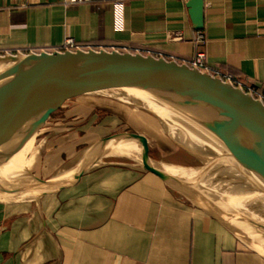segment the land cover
<instances>
[{"label": "crops", "instance_id": "obj_1", "mask_svg": "<svg viewBox=\"0 0 264 264\" xmlns=\"http://www.w3.org/2000/svg\"><path fill=\"white\" fill-rule=\"evenodd\" d=\"M203 1L204 29L196 31L188 0H0V53L49 49L68 38L89 50L180 65L202 51L212 74L264 99V0ZM178 32L183 40L170 42ZM198 32L204 46L195 43ZM83 102L47 105L10 145L0 177L11 189L32 191L85 147L130 133L69 129L79 117L68 111L84 112ZM113 160L86 163L38 200L0 201V264H264L157 176Z\"/></svg>", "mask_w": 264, "mask_h": 264}, {"label": "water", "instance_id": "obj_2", "mask_svg": "<svg viewBox=\"0 0 264 264\" xmlns=\"http://www.w3.org/2000/svg\"><path fill=\"white\" fill-rule=\"evenodd\" d=\"M187 8L194 29L202 31L204 1L188 0ZM98 85L144 94L152 102L147 103L151 109L204 148L218 183V199L153 160L139 148L146 141L141 135L118 133L82 149L32 191L13 190L0 177V201L20 204L38 200L70 173L122 147L137 166L157 176L264 257V211L259 204V198L264 199V103L186 65L104 50L0 55V161L44 107L81 97L73 90Z\"/></svg>", "mask_w": 264, "mask_h": 264}, {"label": "rangeland", "instance_id": "obj_3", "mask_svg": "<svg viewBox=\"0 0 264 264\" xmlns=\"http://www.w3.org/2000/svg\"><path fill=\"white\" fill-rule=\"evenodd\" d=\"M85 102L83 104L87 105L81 111L80 108L72 111H68V113H72L73 115H77L79 120L70 121L66 123V125H72L69 129L90 131L93 134H97V132L102 135L105 133H109L111 130L113 131H128L133 133L137 137L141 135L144 137L146 141H143L139 144V148L145 152L155 161H158L162 164L173 165L177 171L183 172L184 169H187L189 172H197V174H201L202 176L207 177L208 181H213L211 178H214V173L210 170L202 161L195 159L190 153L177 148V145L168 140L167 138H163L157 132H152L149 134L143 128L144 125L152 124V117H150L151 122L146 120L143 117L134 116L127 109L123 101L125 99L120 95H114V93L110 92H101L94 97H82ZM93 107L98 110V114L89 115V111ZM87 109V110H86ZM86 110V111H85ZM71 114V115H72ZM112 117L120 118L121 120L113 119ZM138 134V135H137ZM102 159H109L108 157ZM113 161L119 163H134L132 160L128 161L126 158H111ZM68 163V162H67ZM65 163L62 168L67 164ZM179 169V170H178ZM197 186L196 183H193ZM208 184V183H207ZM198 187V186H197ZM200 188V187H198ZM213 198V197H212ZM215 199V198H214ZM259 204L261 209L264 211V199L259 198Z\"/></svg>", "mask_w": 264, "mask_h": 264}, {"label": "bare ground", "instance_id": "obj_4", "mask_svg": "<svg viewBox=\"0 0 264 264\" xmlns=\"http://www.w3.org/2000/svg\"><path fill=\"white\" fill-rule=\"evenodd\" d=\"M73 93H76L82 97H94L98 94H101V92H110L114 93V95H120L122 96L125 101L123 103L127 107V109L130 111V113L134 116H139L140 118L143 117L146 120H150V117H152V124L144 125L145 128H143L146 132L151 134L152 132H157L160 134L163 138H167L168 140H171L177 145V148H180L181 150L190 153L195 159L202 161L210 170H212V167H210V156L207 153V151L204 148H201L199 145H196L194 141H191L181 135L179 132H177L171 125H169L163 116L151 109L147 103L149 102V98H147L144 94L135 91L130 88H122L118 86H107V85H98V86H86L77 90H73ZM143 100V101H142ZM151 122V120L149 121ZM126 158L128 161H131L130 154L122 147L117 148L110 153L102 156V158ZM163 166L174 176H179L180 178H183L190 183H196L199 189L204 191L208 196H210L212 199L217 200L218 199V183L216 178H211V181H208L207 177L202 176L201 174H197V172H189L187 169H184L183 172L177 171L173 165H167L163 164ZM179 170V169H178ZM208 183V184H207Z\"/></svg>", "mask_w": 264, "mask_h": 264}, {"label": "built area", "instance_id": "obj_5", "mask_svg": "<svg viewBox=\"0 0 264 264\" xmlns=\"http://www.w3.org/2000/svg\"><path fill=\"white\" fill-rule=\"evenodd\" d=\"M118 6L119 7H118V20H117V22H118V26L120 27L121 21H122V16H121V10L122 9H121V5H118ZM183 38H184L183 34L181 32H178V33H172L169 37V40L172 43H176V42L182 41ZM195 43L198 46H204L206 43L203 35L200 32H198L196 37H195ZM87 51H89L88 48H86L84 46L77 45L73 39L68 38L64 41V43L62 45H58L56 47H51L49 49L28 50L27 52H17L16 54H28V53H37L38 54L41 52H45V53H67V52L76 53V52H87ZM11 54H14V53H11ZM0 55H4V54L0 53ZM186 66H188L189 68H192V69L199 70L203 73H207L213 77L219 78L220 80H222L226 83H229L234 87L241 89V87L238 86V83L236 81H233V79L231 77H229L227 75H223L221 73L212 74L209 71V69L207 68L206 56H205L204 52H202V51H199L198 53H196V56L191 61H188ZM248 94L253 96V94H251V93H248ZM253 97H255V96H253ZM255 98L259 99L260 101H262L264 103V99L257 98V97H255Z\"/></svg>", "mask_w": 264, "mask_h": 264}]
</instances>
